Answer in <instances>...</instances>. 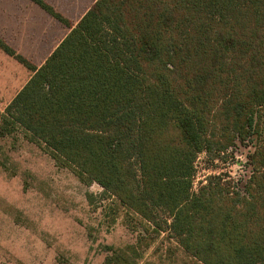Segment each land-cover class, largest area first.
I'll list each match as a JSON object with an SVG mask.
<instances>
[{
	"label": "trees",
	"instance_id": "1",
	"mask_svg": "<svg viewBox=\"0 0 264 264\" xmlns=\"http://www.w3.org/2000/svg\"><path fill=\"white\" fill-rule=\"evenodd\" d=\"M31 1L70 32L40 67L0 39L32 73L3 128L167 233L182 264H264V0H97L75 25ZM238 142L248 177L192 192L200 154ZM107 250L103 264H139L136 247Z\"/></svg>",
	"mask_w": 264,
	"mask_h": 264
},
{
	"label": "rangeland",
	"instance_id": "2",
	"mask_svg": "<svg viewBox=\"0 0 264 264\" xmlns=\"http://www.w3.org/2000/svg\"><path fill=\"white\" fill-rule=\"evenodd\" d=\"M51 1L72 22L94 2ZM46 18L56 21L49 14ZM65 30L56 23L50 40H58ZM1 52L0 65L9 71L0 73L3 114L30 72L22 65L21 71L13 59L17 64L5 65ZM4 125L0 120V264H103L110 254L108 247H136L139 264L188 260L167 233L156 234L150 223L105 194L98 184L83 182L72 169L57 163L23 127L11 125L5 130ZM253 151L251 143L238 142L225 160L212 162L202 155L197 162L196 189L210 175L247 178L245 165ZM240 185L236 182L237 188Z\"/></svg>",
	"mask_w": 264,
	"mask_h": 264
},
{
	"label": "crops",
	"instance_id": "3",
	"mask_svg": "<svg viewBox=\"0 0 264 264\" xmlns=\"http://www.w3.org/2000/svg\"><path fill=\"white\" fill-rule=\"evenodd\" d=\"M44 1L54 7L56 11L61 13L51 0ZM96 1L97 0H94L93 4ZM90 7L86 10V12L90 9ZM43 10L44 9L31 0H0V39H2L18 54L23 55L37 67H40L45 63L47 58L70 32V28L68 26L52 17L49 13H44ZM44 14H47L46 16L49 14L56 21H48ZM64 17L72 25L77 24L82 18L81 17L78 21L72 22L66 16ZM56 23H59L60 27L66 28V30L62 33L58 40H53L52 38L50 40V29H54ZM50 41L51 47H49ZM2 52L7 56L3 55ZM2 52L1 58L4 60L5 65H7V63L11 64L12 66L17 64L12 61V59L16 60L14 57L9 56L3 50ZM21 65L22 64L20 63L19 69L24 71V68L26 67L22 65L24 67L22 69ZM0 73L7 74L9 71L0 65ZM31 74L32 73L30 72L28 80L30 79ZM27 81L24 83V85L27 83ZM24 85L20 88V90L24 87Z\"/></svg>",
	"mask_w": 264,
	"mask_h": 264
},
{
	"label": "built area",
	"instance_id": "4",
	"mask_svg": "<svg viewBox=\"0 0 264 264\" xmlns=\"http://www.w3.org/2000/svg\"><path fill=\"white\" fill-rule=\"evenodd\" d=\"M202 155H205V156H206L205 153L200 154V156H199L198 159L196 160V163H195V169H197V162L199 161V159H200V157H201ZM196 175H197V170H196L195 176H194V178H193V182H192V192H194V193H198L199 190H200V189H198V190L196 189V185H195ZM210 176H211V175H210ZM208 178H209V176H208V177L206 178V180L203 182L204 184H203L202 186H204V185L207 184Z\"/></svg>",
	"mask_w": 264,
	"mask_h": 264
}]
</instances>
